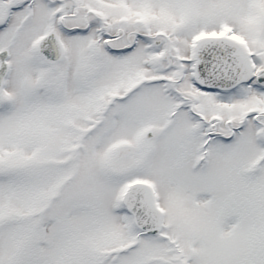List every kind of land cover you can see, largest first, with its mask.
Here are the masks:
<instances>
[{
    "label": "snow or ice",
    "instance_id": "6c2138e0",
    "mask_svg": "<svg viewBox=\"0 0 264 264\" xmlns=\"http://www.w3.org/2000/svg\"><path fill=\"white\" fill-rule=\"evenodd\" d=\"M0 264H264V0H0Z\"/></svg>",
    "mask_w": 264,
    "mask_h": 264
}]
</instances>
